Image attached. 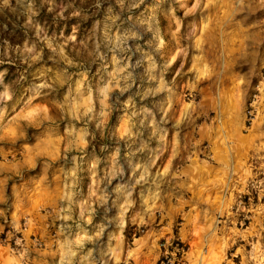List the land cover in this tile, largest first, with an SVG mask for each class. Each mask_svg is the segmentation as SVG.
Instances as JSON below:
<instances>
[{"label": "rangeland", "instance_id": "rangeland-1", "mask_svg": "<svg viewBox=\"0 0 264 264\" xmlns=\"http://www.w3.org/2000/svg\"><path fill=\"white\" fill-rule=\"evenodd\" d=\"M180 240L264 264V0H0V264Z\"/></svg>", "mask_w": 264, "mask_h": 264}, {"label": "trees", "instance_id": "trees-1", "mask_svg": "<svg viewBox=\"0 0 264 264\" xmlns=\"http://www.w3.org/2000/svg\"><path fill=\"white\" fill-rule=\"evenodd\" d=\"M189 246L183 243L181 240L176 245L169 247V254L163 255L158 264H182L185 262L183 256L187 252ZM175 253V254H174Z\"/></svg>", "mask_w": 264, "mask_h": 264}]
</instances>
